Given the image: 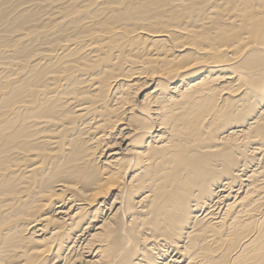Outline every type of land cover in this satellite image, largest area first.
<instances>
[{
  "label": "bare ground",
  "instance_id": "6f19581e",
  "mask_svg": "<svg viewBox=\"0 0 264 264\" xmlns=\"http://www.w3.org/2000/svg\"><path fill=\"white\" fill-rule=\"evenodd\" d=\"M0 264H264V0H0Z\"/></svg>",
  "mask_w": 264,
  "mask_h": 264
}]
</instances>
